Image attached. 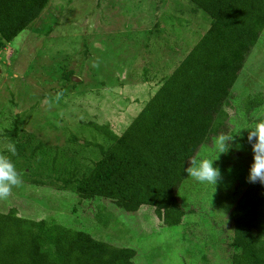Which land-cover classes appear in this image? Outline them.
Listing matches in <instances>:
<instances>
[{
    "label": "rangeland",
    "instance_id": "1",
    "mask_svg": "<svg viewBox=\"0 0 264 264\" xmlns=\"http://www.w3.org/2000/svg\"><path fill=\"white\" fill-rule=\"evenodd\" d=\"M210 24L191 0H51L26 30L0 45V155L11 143L7 129L21 116L24 134L68 151L62 169L81 176L95 159L94 141L104 139L96 125L122 134L157 91L159 74L172 72ZM257 93L264 96V31L232 89L225 134L233 136L232 147L214 162L220 180L214 190L185 177L178 196L188 212L181 224H166L150 205L131 212L97 199L82 207L72 191L22 178L0 200V211L16 207L21 216L133 247L136 264H231L227 215L249 185L247 129L264 116V104L248 113L243 101ZM215 138L194 159L215 158Z\"/></svg>",
    "mask_w": 264,
    "mask_h": 264
},
{
    "label": "trees",
    "instance_id": "2",
    "mask_svg": "<svg viewBox=\"0 0 264 264\" xmlns=\"http://www.w3.org/2000/svg\"><path fill=\"white\" fill-rule=\"evenodd\" d=\"M50 1L0 0V45L26 30ZM191 1L210 17L209 28L172 72L158 73L157 91L122 134L96 125L104 139L94 141L95 159L87 172L77 176L74 168L62 169L65 149L26 136L24 119L16 118L7 129L16 153H5L22 179L72 191L82 207L97 199L131 212L150 205L166 224L183 222L188 211L178 191L184 169L203 144L228 132L232 89L264 31V0ZM243 102L252 113L264 96ZM69 139L78 141L75 134ZM227 217L233 222L225 245L231 264H264V185L249 183ZM136 253L87 230L21 216L16 207L0 211V264H136Z\"/></svg>",
    "mask_w": 264,
    "mask_h": 264
},
{
    "label": "clouds",
    "instance_id": "3",
    "mask_svg": "<svg viewBox=\"0 0 264 264\" xmlns=\"http://www.w3.org/2000/svg\"><path fill=\"white\" fill-rule=\"evenodd\" d=\"M247 134V141L251 146L252 162L248 169L246 181L264 185V119L257 121ZM233 136L220 134L214 140L213 147L216 149L215 158L201 155L190 160V166L184 169L188 177L194 181L211 186L214 190L220 180L219 166H214L220 154L227 153L232 147L230 142ZM238 151L240 146L236 145ZM7 152L12 156L16 153L14 144L7 146ZM22 183L21 174L17 171L14 162L9 155H0V200L9 197L13 187H19ZM214 192V191H213Z\"/></svg>",
    "mask_w": 264,
    "mask_h": 264
}]
</instances>
